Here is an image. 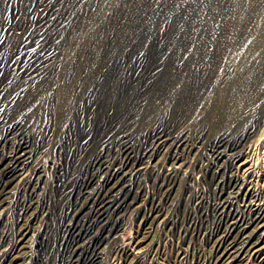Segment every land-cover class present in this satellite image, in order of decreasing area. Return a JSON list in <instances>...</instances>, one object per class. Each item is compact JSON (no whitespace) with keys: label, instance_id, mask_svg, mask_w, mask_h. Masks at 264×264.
I'll return each instance as SVG.
<instances>
[{"label":"bare ground","instance_id":"obj_1","mask_svg":"<svg viewBox=\"0 0 264 264\" xmlns=\"http://www.w3.org/2000/svg\"><path fill=\"white\" fill-rule=\"evenodd\" d=\"M237 19L253 51H0V264H264V2Z\"/></svg>","mask_w":264,"mask_h":264},{"label":"rangeland","instance_id":"obj_2","mask_svg":"<svg viewBox=\"0 0 264 264\" xmlns=\"http://www.w3.org/2000/svg\"><path fill=\"white\" fill-rule=\"evenodd\" d=\"M44 1L0 0V51H91L100 30L99 51L142 54L149 63L160 51H253L256 35L246 31L245 20L222 19L264 2L48 0L49 13L37 17L34 9ZM138 223L129 217L117 238L132 242Z\"/></svg>","mask_w":264,"mask_h":264},{"label":"built area","instance_id":"obj_3","mask_svg":"<svg viewBox=\"0 0 264 264\" xmlns=\"http://www.w3.org/2000/svg\"><path fill=\"white\" fill-rule=\"evenodd\" d=\"M47 2H49V1L46 0L43 3H39L38 6L35 7V9H34V10H36L35 15L37 16V14H39V16H37V17L47 16V14L49 13V9H50V8L48 9L49 4H47ZM46 6H47V8H46ZM18 32H21V30Z\"/></svg>","mask_w":264,"mask_h":264}]
</instances>
